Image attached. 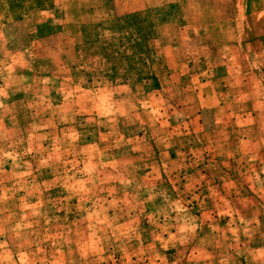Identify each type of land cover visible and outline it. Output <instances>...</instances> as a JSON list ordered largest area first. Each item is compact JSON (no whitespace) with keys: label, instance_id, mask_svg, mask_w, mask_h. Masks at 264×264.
<instances>
[{"label":"rangeland","instance_id":"obj_1","mask_svg":"<svg viewBox=\"0 0 264 264\" xmlns=\"http://www.w3.org/2000/svg\"><path fill=\"white\" fill-rule=\"evenodd\" d=\"M0 264H264V0H0Z\"/></svg>","mask_w":264,"mask_h":264}]
</instances>
